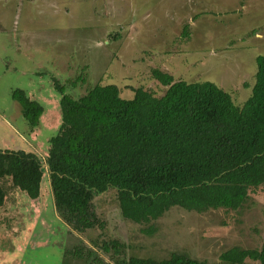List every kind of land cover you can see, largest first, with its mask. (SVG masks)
<instances>
[{"label": "rangeland", "instance_id": "1", "mask_svg": "<svg viewBox=\"0 0 264 264\" xmlns=\"http://www.w3.org/2000/svg\"><path fill=\"white\" fill-rule=\"evenodd\" d=\"M263 53L264 0H0V149L31 150L43 161L59 124L54 81L74 98L96 83L117 85L125 98L137 86L160 94L150 76L156 67L175 79L212 81L240 105ZM15 88L44 108L32 129L11 97ZM92 202L103 228L78 235L55 215L48 188L36 201L25 194L7 201L0 264H103L67 257L96 237L127 243V255L176 251L216 261L231 246L259 247L264 236V184L237 210L175 206L149 223L123 219L113 189ZM150 224L156 231L143 233Z\"/></svg>", "mask_w": 264, "mask_h": 264}, {"label": "trees", "instance_id": "2", "mask_svg": "<svg viewBox=\"0 0 264 264\" xmlns=\"http://www.w3.org/2000/svg\"><path fill=\"white\" fill-rule=\"evenodd\" d=\"M182 34L188 36L187 25ZM255 64L240 105L212 81L175 79L156 67L150 76L163 86L160 94L137 86L125 98L117 85L96 83L74 98L54 81L59 124L43 161L31 150L0 149V207L23 194L39 200L48 188L55 215L78 235L103 228L92 201L108 189L121 217L134 223L154 221L175 206L237 210L264 184V53ZM11 97L36 127L44 108L22 88ZM141 231L151 234L156 226ZM128 248L96 237L67 257L103 264H264V236L259 247L231 246L216 261L176 251L161 258L127 255Z\"/></svg>", "mask_w": 264, "mask_h": 264}]
</instances>
